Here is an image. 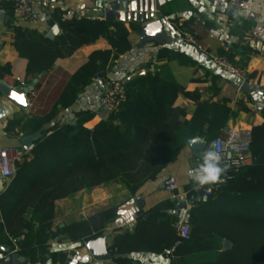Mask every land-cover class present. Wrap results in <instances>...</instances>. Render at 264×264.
<instances>
[{
    "label": "trees",
    "instance_id": "16d2710c",
    "mask_svg": "<svg viewBox=\"0 0 264 264\" xmlns=\"http://www.w3.org/2000/svg\"><path fill=\"white\" fill-rule=\"evenodd\" d=\"M65 13L61 9L54 12L61 18ZM63 22L64 33L54 39L36 29L13 27L14 45L29 59L30 67L51 69L68 42L74 51L104 37L112 48L93 51L71 75L52 108L31 119V132H41L33 143L32 156L17 161L15 176L0 192V234L15 240L11 248H17V254L61 234H68L76 243L103 236L117 207L55 229V201L110 182H120L135 194L176 160L191 139L205 138L209 147L234 113L227 100L202 101L199 91L186 90L170 66L163 64L125 83V101L93 128L85 126L95 116L91 110L77 111L74 122L56 121L95 77L106 80L115 60L132 49L123 20L74 15ZM132 27L141 32V23L132 22ZM256 53L252 45H243L240 66ZM221 55L234 62L232 52ZM158 57L190 63L184 53L169 47L160 48ZM9 71L10 64L0 66V76ZM180 94L197 103L190 118L185 106L175 105ZM261 113L264 117V107ZM251 133L252 164L210 195H205L204 188L188 191L193 202L188 237L181 236L176 226L180 221L178 201H163L149 210L141 209L132 230L117 231L108 247L112 264H143L131 256L139 252L167 255L171 264H264V122L253 126ZM226 240L231 247L224 249ZM55 256L66 259V254H52Z\"/></svg>",
    "mask_w": 264,
    "mask_h": 264
},
{
    "label": "crops",
    "instance_id": "0c3cea01",
    "mask_svg": "<svg viewBox=\"0 0 264 264\" xmlns=\"http://www.w3.org/2000/svg\"><path fill=\"white\" fill-rule=\"evenodd\" d=\"M111 1L113 0H30L32 17L29 20H18L14 15L15 1L0 0V66L10 64V71L0 76V84L3 82L18 89L23 86L21 84L23 81L26 85L33 86L36 92L29 94L30 103L24 108L0 90V115H3L0 117V147L20 148L22 153L19 160L32 156V148L25 149L21 142L24 136L33 134L31 119L44 115L52 108L71 75L88 60L93 51L110 49L112 46L106 38L98 37L70 51L71 44L68 42L61 47L63 55L56 59L51 69L41 71L36 65L30 67L29 59L16 49L13 27L20 25L36 29L47 36L53 27L58 26L59 33L56 35L58 36L64 33L62 23L65 18L90 15L94 18L107 19L106 13L112 8ZM229 1L167 0L160 12L156 13V18H160L162 22L158 37L147 42L142 40L141 32L132 27V22L125 21L132 49L115 60L108 78L125 81L141 71L145 74L156 66L168 64L178 82L188 91H199L202 101H228L227 104L234 113L229 115L222 131L252 129L253 126L262 124L264 94H253L252 91H264V0H240L245 7L238 9L234 6L236 10L230 13ZM57 9L66 12L62 18L54 14ZM252 28L256 29L261 41L256 45L258 53L251 55L242 66L247 75V79L244 80L223 69L212 56L221 55L223 51L232 52L235 64L241 65V47L245 45L243 40ZM185 33L194 34L197 42H187L184 39ZM248 44L252 45L251 42ZM236 45L238 47H235ZM163 47L184 53L190 63L182 64L178 59L159 58L158 50ZM99 78L101 82L98 81ZM107 79L95 77L93 83L85 87L74 105L62 111L56 121L74 122L77 111L91 110L95 112V116L85 123V126L93 128L107 117L109 112L102 107ZM244 81L254 85L253 89L250 91L242 89ZM175 105L185 106L188 109L187 117L190 118L197 103L180 94ZM202 139L207 143V139ZM213 140L211 139L210 145ZM207 148L205 146L201 154ZM221 155L222 163L228 166L227 160L230 155L228 153ZM201 162V155L197 156L190 144H187L176 160L170 162L156 179L145 182L135 194L120 182H110L57 199L54 228L87 219L100 210L117 207L115 219L107 225L103 234L107 247H110L118 230L126 229L130 223L136 224L141 209L149 210L170 199L178 201L180 220L188 221L192 228L190 210L193 202L190 199L178 200L174 197V192L164 187V181L167 177L174 176L179 185L178 191L187 194L189 190L209 186L200 187L187 175L189 168H195ZM252 162L251 154L248 165ZM2 190L0 187V192ZM137 197L142 198L140 202L143 204L142 207L136 201ZM179 202H185L186 205L181 208ZM2 222L0 210V224ZM13 242L15 240L9 234H0V261L4 260L9 252H17V248L15 250L11 248ZM86 242L76 243L68 234H61L59 238H50L43 246H36L18 254L29 260L24 264H112V260L96 259ZM108 252L111 254L109 250ZM52 254H66V259L60 261V256L52 257ZM131 256L143 264H171V259L167 255L139 252Z\"/></svg>",
    "mask_w": 264,
    "mask_h": 264
},
{
    "label": "built area",
    "instance_id": "2783aa9c",
    "mask_svg": "<svg viewBox=\"0 0 264 264\" xmlns=\"http://www.w3.org/2000/svg\"><path fill=\"white\" fill-rule=\"evenodd\" d=\"M14 15L18 20H29L32 15V6L30 0H14ZM229 3L238 9H243L245 6L240 0H230ZM184 39L189 43H196L197 39L194 34L185 33ZM261 41L259 34L255 28H252L246 34L243 40L244 44L252 43L255 49L256 45ZM213 60L219 64L223 69L228 72L239 76L246 80L247 75L245 69L230 61L226 56L213 55ZM18 80H21L18 78ZM23 86H27L25 82H21ZM35 94L33 90L31 92ZM258 95H263L264 91L256 90L252 91ZM126 99V86L122 79L108 78L106 81V87L102 96V107L108 112L117 111L121 104ZM31 105V104H30ZM251 141L252 133L251 129H240L231 131H221L219 135L214 138L211 143V147L215 148L220 153H228L230 155L227 160V171L224 173L222 179L223 183H217L204 187L205 195L213 193L214 189L220 187L222 184L227 183L233 179L240 170L248 165L251 159ZM33 145L29 148L31 149ZM22 150L17 147H0V187L4 189L8 182L15 176L17 172V161L21 157ZM164 187L167 190L174 192V197L178 200H188L187 192L180 193L179 185L174 176H169L164 181ZM135 224L130 223L126 226V229L132 230ZM177 229L181 236L188 237L191 232V224L186 220H180L177 223Z\"/></svg>",
    "mask_w": 264,
    "mask_h": 264
},
{
    "label": "water",
    "instance_id": "95a60500",
    "mask_svg": "<svg viewBox=\"0 0 264 264\" xmlns=\"http://www.w3.org/2000/svg\"><path fill=\"white\" fill-rule=\"evenodd\" d=\"M167 0H113L110 2L112 8L106 13V17H115L118 20H123L127 22H139L142 25L141 36L144 42L149 40L157 39L159 33V27L162 23L160 18H156V13L160 12L161 7L165 4ZM236 10L233 5H229V13ZM59 33L58 26L53 27L47 34V37L53 38ZM144 74L143 71L131 76L124 82L127 83L129 80L135 78L138 75ZM101 82V79L98 80ZM254 85L250 84L248 81H244L242 84V89L245 91H250L253 89ZM105 89V88H104ZM0 90L13 100L16 104L21 107H27L29 105V94L34 90L33 86H22L18 89L8 86L5 83L0 84ZM3 115H0L2 117ZM41 132H35L33 134L26 135L22 138L21 142L25 149H29L34 141L40 137ZM190 146L193 148L197 156L201 155V150L206 146V142L200 138L196 137L189 141ZM136 201L139 206L142 207V198L137 197ZM185 202H179V207H184ZM86 245L90 249L91 253L96 259L99 260H112L113 255L108 252V247L106 244V238L100 236L95 239H91L86 242ZM231 242L229 240L225 241L224 249L230 248ZM8 251V250H7ZM29 260L23 256L13 253L12 255L4 258L0 261V264H21L27 263Z\"/></svg>",
    "mask_w": 264,
    "mask_h": 264
},
{
    "label": "clouds",
    "instance_id": "9594fccd",
    "mask_svg": "<svg viewBox=\"0 0 264 264\" xmlns=\"http://www.w3.org/2000/svg\"><path fill=\"white\" fill-rule=\"evenodd\" d=\"M201 160L197 167L188 169V177L200 187L223 183L228 166L222 163L221 153L210 146L202 152Z\"/></svg>",
    "mask_w": 264,
    "mask_h": 264
},
{
    "label": "rangeland",
    "instance_id": "374dc122",
    "mask_svg": "<svg viewBox=\"0 0 264 264\" xmlns=\"http://www.w3.org/2000/svg\"><path fill=\"white\" fill-rule=\"evenodd\" d=\"M211 256V255H210ZM201 258V257H200ZM203 258H205V256H203ZM207 258V257H206Z\"/></svg>",
    "mask_w": 264,
    "mask_h": 264
}]
</instances>
